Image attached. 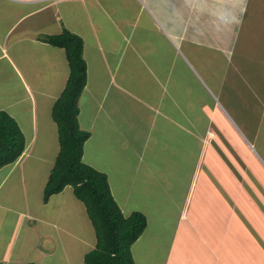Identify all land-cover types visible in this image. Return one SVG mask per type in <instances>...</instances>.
<instances>
[{"label": "crops", "instance_id": "obj_1", "mask_svg": "<svg viewBox=\"0 0 264 264\" xmlns=\"http://www.w3.org/2000/svg\"><path fill=\"white\" fill-rule=\"evenodd\" d=\"M63 30L83 42L86 84L78 98L77 121L89 137L82 160L106 176L121 214H143L145 231L147 217L163 224L174 208L166 259L174 252L173 264L188 246L190 260L184 264H264V213L253 204L251 193L244 192L246 169L230 168L223 160L220 167L205 170L195 164L186 167L188 172L179 167L201 136L202 151L213 138L210 130L200 133L209 119L203 100L195 105L196 85L211 95L209 86L222 85L219 96L233 104L246 128H253V109L258 104L264 109V96L258 97L264 95V0H0V111L16 122L24 139L20 157L0 169V263L42 264L49 257L56 264H84V255L95 245L86 209L70 186L42 200L40 213L30 203L20 211L7 203L20 190L24 202L32 199L28 185L38 186L42 198L58 154L51 109L69 70L63 49L40 38ZM182 51L190 56L184 61L189 69L179 59ZM177 60L188 73L181 72ZM231 76L238 82L234 87L226 83ZM213 78H218L216 85ZM15 87L20 94L13 93ZM129 105L133 115L127 119L123 113ZM202 151L194 154L195 161L204 156ZM164 160L171 171L168 189L156 170ZM149 183L162 193L152 207L155 215L134 210L125 216L132 184L147 189ZM115 192L125 193L122 203ZM242 239L250 240L254 251L239 261L231 249L241 247Z\"/></svg>", "mask_w": 264, "mask_h": 264}, {"label": "rangeland", "instance_id": "obj_2", "mask_svg": "<svg viewBox=\"0 0 264 264\" xmlns=\"http://www.w3.org/2000/svg\"><path fill=\"white\" fill-rule=\"evenodd\" d=\"M247 25L252 27L254 26V24L251 23H248ZM260 36H264L263 31L260 33ZM246 40H249V38H247ZM182 53L183 55L178 54L180 60L184 62L186 58L190 59V56H188L186 52L182 51ZM180 60H177V63L180 65L181 72L188 73L186 69L182 67V63L180 62ZM190 65H193L195 69H198L197 66L191 62ZM186 66L189 69V66L187 64ZM235 77L236 76L229 77L226 83L228 82L230 86L232 85V87H234L233 83L238 84V82L234 80ZM231 80H233V82ZM8 81H5L4 83H8ZM213 81L216 85L218 83V78H213ZM221 86L222 85H220L219 87ZM8 87L9 85L6 88ZM219 87L209 86L210 91L213 95L208 92V89L206 87L205 89H201L197 85L194 87L193 95L194 101H196L195 105H198L197 101L203 100V102L205 103V105L203 106L207 108V110L205 111V114L207 113L206 118L207 120L209 119V122L207 124L208 126H205V128L201 129L200 133H203V135H205L206 132L210 130L213 132V138L210 139V144L208 146H204L202 151L204 136H201V138L197 140V143L195 142L187 151V163L180 162L179 167L181 169L184 168L185 172H188L189 169H187L186 167L193 166L195 164V167H200L201 169L205 170L209 169L210 167H220V161L223 160L225 164L228 165V167L230 168H245L247 173H245L243 178L244 192L251 193L253 197V204H257L260 212L263 214L264 210L261 207H264V109L261 108L260 104H258L257 107L253 109V119H250V122L252 123L253 128L255 129V138L251 141V135H253L254 132L253 128H246V126H243L239 122L232 110V108H234L233 104L231 105V102L223 101L222 97L219 96ZM232 87L231 90H234ZM14 89L15 90L13 93L16 94L19 92L20 94L19 87H15ZM204 90L209 94L210 98L209 96L205 95ZM263 96L264 95H259L258 97ZM5 101L6 99L4 98L3 102ZM23 107L25 108V103L23 104ZM132 110L133 106L129 105L128 110L124 111L123 114L127 119H129L133 115ZM197 115L198 112H196V117ZM244 115L248 118L250 116V114H248L247 112H245ZM260 119L261 121L257 125V121H259ZM81 123H83V121H81ZM248 139L251 144L248 142ZM201 151L204 156L201 158V160L195 161L196 156H194V154H198V152ZM210 154H217L219 156L218 160H210V158H208ZM167 161L168 160H164L162 162L163 165L159 167L157 166L156 170H161L163 185L168 189V186L170 185L169 181L171 178V171L168 167ZM133 173L134 165L133 163H131L130 167L128 168V178H130V180L131 178H133ZM155 173L156 174L154 175H158L160 171H155ZM125 177L122 178V183ZM134 178L135 180H138L137 176H134ZM182 180L183 179H181V182ZM146 181H151V179H148ZM132 185L135 186V188H132V192H129L128 196V198H130L131 203H129L126 208L124 207L123 214L126 216L134 210H139L142 213H147L148 216L151 212L153 215H155V207H152L154 206V202H158V198H162L160 195L162 193H157L155 189H151L153 188V184L151 183H149L150 188L147 187V189L137 188V184ZM28 186L30 187V197L32 199H25L24 202L22 191L20 190L15 192V194H12V197L10 195L11 201H7V203L12 206L13 209H16L18 211H20V209L24 210L25 206L30 203L31 205H33V207H30V209L32 208L33 210H37V212L40 213L42 208H38V206L42 204V192H38V186ZM180 187H182V184H179L176 189L178 190V195L181 199L183 197V194L179 190ZM250 187L252 189L249 190ZM118 190H122V188ZM124 194L125 193L122 192H115V195L118 201H120V203H122L121 197ZM164 194L165 193H163V197ZM160 202H162V200ZM250 204L251 203H248L244 207H248ZM145 207L148 208V210H143V208ZM48 208L50 207L48 206ZM249 209L250 206L244 211V213L248 212ZM46 213L49 215L48 211H46ZM244 213H242V216ZM157 215L158 213L156 212V217ZM172 217L176 218V210L174 208H170L167 219H163V224H157L156 219L152 220V218L149 219L147 217V219L150 221L149 226H147L148 228L145 231L141 232L140 236L136 239V242H133L129 246L131 258L133 259V261L136 262L135 264H141L140 260L142 261V264H164L165 261H167V264H173L171 262V259L174 255V252L171 254V259L166 260L170 255V240L172 232L174 231V227L169 224L171 222ZM9 219L7 218L6 221V224L8 226H10L11 222H13V217H10ZM262 226L264 227V223H262ZM240 241L241 242H239L238 244H241V247H237L236 249L235 247H233L231 249L232 254L235 255V258L239 259V261L244 260V257H247L246 254L251 256V253H253L254 251L253 245H251L250 240L242 239ZM192 242L193 241H188V243ZM190 247L191 246L185 247L182 250V254L180 255L179 260L176 264H184L186 260H190V257L188 255L189 252H191V250H189ZM255 248L257 249V247ZM261 248L263 247L258 246V249ZM144 253L147 254L146 258ZM256 258L258 259V257ZM255 261L256 260H254L252 264H255ZM244 262L245 261H240L239 264H245ZM261 263L262 260L260 261V264ZM42 264L56 263H52V259L47 257L44 259ZM58 264L64 263L59 262Z\"/></svg>", "mask_w": 264, "mask_h": 264}, {"label": "trees", "instance_id": "obj_3", "mask_svg": "<svg viewBox=\"0 0 264 264\" xmlns=\"http://www.w3.org/2000/svg\"><path fill=\"white\" fill-rule=\"evenodd\" d=\"M40 39L63 49L69 70L64 89L51 109L59 149L43 189V201L70 186L75 198L83 203L95 234L94 248L84 255V264H135L129 246L146 226L144 215L133 212L124 217L110 193L106 176L82 160L89 137V132L77 124L78 98L86 84L82 39L67 30ZM23 150L24 139L16 122L0 111V169L14 163Z\"/></svg>", "mask_w": 264, "mask_h": 264}]
</instances>
